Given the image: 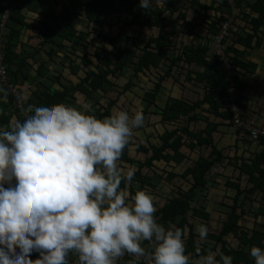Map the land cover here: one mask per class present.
Returning a JSON list of instances; mask_svg holds the SVG:
<instances>
[{"label":"trees","instance_id":"16d2710c","mask_svg":"<svg viewBox=\"0 0 264 264\" xmlns=\"http://www.w3.org/2000/svg\"><path fill=\"white\" fill-rule=\"evenodd\" d=\"M13 6L10 12L6 27L1 29L0 19V51L3 54V65L7 70L8 81L21 87V84L29 80V75L25 67L29 64L27 61L28 53L24 50H18V45L23 43L22 37L27 29L36 28L37 25L26 19L23 13L24 3L26 0H8ZM49 12L43 17L42 26L39 34L45 41H53V36L58 32L63 39H68L69 30L67 26L61 25L59 20H66L73 27L75 23L85 20L87 31L76 32L75 42L79 46L87 49L90 44L96 40H101L103 46H97L92 52L94 58H89V53H84L82 64L92 66L85 69L84 75L79 80L70 85H65L63 90H56L52 87H46L38 92H33L25 97L24 107L29 104H39L41 102H64L70 104L69 96L74 93H82L86 98L99 90L104 94L111 91L114 86L117 87V79L120 72L128 64H134V74L145 72L144 70L153 71V69L166 66L163 73H159L158 81L155 83L152 91L145 93L144 98L148 107L155 106L157 95L161 90L162 82L173 74L175 66L179 67L183 62L185 65H199L203 70L189 69L185 73L186 78L202 82L204 85V97L195 101H188L184 98L168 97L164 107L158 108L161 114V120L174 125L172 128H166L159 135L160 144L150 141L145 143L142 140L133 142L125 147L120 158L121 166H135L136 172L132 182L122 187H127L130 193H134L137 188H143L147 192L154 193L157 190V184L153 182L154 174L159 172L162 180L172 182L177 177H181L190 184L189 188H178L176 192H170L171 196L165 198L164 203L154 201L156 208V219L159 223L176 224V227L182 229V237L187 233V243H189L190 261L200 253L206 254L209 250L231 255L232 264H255V258L251 257L248 251H245L247 244H254L264 248V229H253L249 236L239 224L244 209L240 201V196L252 194L256 189L263 191L264 198V151L258 152L251 162L242 161L238 166L241 172L249 175V181L253 183L250 188H242L238 179L228 178L227 187L236 189L233 196V203L228 205L230 211L228 218L223 222V227L219 233L208 232L207 238L214 240V245L208 248H202V252H197V234L192 222H188V212L191 211L194 218L208 220L210 212L205 206H193L192 202L197 194V190L207 185V173L219 161H222L223 151L217 147L213 132L217 124L209 121L210 117L203 115V112H209L216 116L232 122V112L228 107L221 111V104L229 99V87L226 80L224 62L221 57L217 56L213 50V44L217 32L222 28L225 22H229L227 35L223 40V50L226 58L232 66L235 75L236 85L239 87L240 81L235 73V65L247 68L249 71L255 68L256 63L249 61L241 62L238 57L232 56V52L240 51L235 47L241 43L246 47L253 46L252 43L260 44L262 32H264V0H234L233 4L229 0H212L208 4L205 0H152L148 9L140 7V0H78L73 6L62 3L61 0H48ZM61 7V12L57 9ZM193 8L195 14L191 20L188 19L189 12ZM4 7L0 6V18ZM212 10V11H210ZM117 15L119 27L112 30L114 25L109 18ZM51 22L48 23V19ZM97 20H102L100 25L95 24ZM183 24L185 27L177 28L175 22ZM105 24L109 25L108 31L104 30ZM56 26V27H55ZM250 26V31L246 35L241 34L239 29L246 30ZM55 27V28H54ZM58 29V31H57ZM130 31H127L129 30ZM144 29H154L153 34L144 36ZM181 32H189L196 40L191 44L175 47L178 55L169 57V52L173 45V38H177ZM89 33L94 37L88 39ZM141 34V35H140ZM142 36V37H141ZM91 38V37H90ZM140 40L143 43H140ZM92 41V42H91ZM100 50H103L101 52ZM242 52V51H240ZM243 54L246 52L243 51ZM136 57L139 59L136 60ZM69 59V57L67 58ZM95 59V61H94ZM97 60V61H96ZM166 60L170 62L166 63ZM43 64L38 66L41 74ZM68 67L73 69L71 65ZM133 82L129 80L121 88L122 92L130 89ZM242 97L241 93L238 95ZM117 99H110L106 105L94 103L91 109L97 116L103 117L112 113L113 106ZM208 104L209 107H201ZM201 111L198 112L197 109ZM146 109V112H148ZM129 112L130 110L127 109ZM155 112V113H157ZM23 121L24 114L18 109L15 96L5 87L0 86V126L10 127L12 118ZM186 118V119H183ZM243 118L252 122L243 113ZM200 119H206L207 125L204 129H194L191 123ZM183 121V123L181 122ZM240 130V129H239ZM241 131V130H240ZM245 136L252 138L249 133L244 132ZM264 142V138H259ZM135 144L136 153L129 155V146ZM208 150V154L205 152ZM140 153H146V158L140 160ZM196 154L195 157L192 154ZM162 163L164 167L157 164ZM179 168V169H177ZM239 208L241 211L239 212ZM264 209L261 210L263 212ZM233 234L237 237L236 246H230L227 236ZM148 257L136 259L134 254L125 253L117 259V264H129L135 260V264H151V252L154 247L151 242L144 241ZM200 250V249H199ZM187 252V251H186ZM39 253L34 254V259ZM71 264V263H70Z\"/></svg>","mask_w":264,"mask_h":264},{"label":"clouds","instance_id":"9594fccd","mask_svg":"<svg viewBox=\"0 0 264 264\" xmlns=\"http://www.w3.org/2000/svg\"><path fill=\"white\" fill-rule=\"evenodd\" d=\"M22 112L23 121L0 126V264H70V254L77 264H117L126 252L143 256L144 241L155 245L151 264H232L212 250L190 261L182 229L157 221L153 195L121 186L136 172L119 161L145 124L142 109L100 117L90 105L45 101ZM196 230L207 238V225ZM250 253L264 264V248Z\"/></svg>","mask_w":264,"mask_h":264},{"label":"crops","instance_id":"0c3cea01","mask_svg":"<svg viewBox=\"0 0 264 264\" xmlns=\"http://www.w3.org/2000/svg\"><path fill=\"white\" fill-rule=\"evenodd\" d=\"M62 3L64 2L65 4L71 5L73 6L74 3H77L78 0H70V3H67L64 0H61ZM208 4L211 3L212 0H205ZM61 7L57 9V12H61ZM194 16L195 14V10L193 8H191L190 10ZM212 11V10H210ZM30 12L32 14H30ZM49 12V6H48V0H26V2L24 3V9H23V13L26 15V19L30 22H33L34 24L37 25L36 28H32V29H27L24 32V37H22V41L23 43L18 45V50L22 49L25 51V53H28V57H27V61H28V65L25 67V71L28 73L29 80L24 82L23 84H21V87L26 86L28 87V95L27 97H29V95H31L34 91L38 92L44 88H46L47 86L52 87L56 90H63L65 88V85H70V83H75L76 81L72 78L73 75L77 74V69L75 68V66H73L74 64H76L78 62L77 57H73L71 56L72 59V66L73 69L71 70L70 67H68L64 61H58V59H63V57H61L60 53H59V49H64L63 47L66 46V42H73V47L74 50H80L82 49L83 53L81 55H79V57L82 60V57L84 55V53H89V58H94L92 56V52L95 51V49L92 50H88V48L90 46H94L95 42L92 44H90V46L84 50V48L80 47L77 42H75L76 39V32H79L83 29H87L86 26V22L84 19H82L81 21H78L77 23H75V25L73 27H71L68 22L66 20H59L61 25H65L67 26V29L69 30V36L68 39H63L60 33H56L53 36V41H45L43 40V36H40L39 31H40V26H42V22L43 17L46 13ZM190 14V12H189ZM30 18H33L32 20ZM189 20H191L188 17ZM48 23L51 22V18L48 19L47 21ZM177 20L175 22V24L177 25V28L180 27H185L184 25H179L177 24ZM83 23V24H82ZM82 24L83 28L79 29L78 26H80ZM56 27V26H55ZM54 27V28H55ZM247 29H239V32L241 34H245L246 35V31H250V26L246 27ZM88 30V29H87ZM58 31V29H57ZM152 32H154V29L151 30ZM261 34V38H260V44H255L256 42L253 41L252 45L250 47H246L245 45L241 44V43H237L235 45L236 48H238L240 51H245L246 53L243 54L242 52L238 51L233 53L232 52V56H236L238 57L241 62L247 63L249 61H252L254 63H256L255 68L249 71V69L247 68H243L240 67L239 65H235V73L238 76V80L240 81L239 83V87L238 89V95H242L241 98H239V103L241 105V107L243 108V113L246 116V118H248L249 120H251L253 123L257 124V125H263L264 126V32L260 33ZM91 36V38H90ZM94 38L90 33L88 36V39H92ZM174 41L171 42V45H173L174 47H172L173 49L171 50V53L169 52V57H173L175 55H178V50L175 47H180L181 45H186V44H191V42H195L196 40H194L195 38L189 34V32H181V34L177 37V38H173ZM37 40L38 41V45L37 44ZM92 42V41H91ZM97 46H95L96 48ZM176 52V53H175ZM225 53V52H224ZM64 54H67L64 53ZM64 56V55H63ZM75 56H77V54H75ZM69 57V56H68ZM78 57V58H79ZM67 58V56H66ZM65 58V59H66ZM139 57H136V60H138ZM95 61V59H94ZM97 61V60H96ZM170 62L169 60H166V63ZM62 64V69H59V71L57 73L56 69L54 68V66L56 64ZM43 64V71L44 73L41 74L39 72L38 66ZM92 67V66H90ZM127 67H134L133 63L128 64L126 67H124V69L120 72L119 75L122 76L123 71L125 69H127ZM164 69H166L165 65H162L161 68L158 69H153V71L150 70H144L145 72H139L137 75L134 74V68H133V72L130 75V77L127 79L126 83L129 80H132L133 84L131 86L130 89L126 90L127 91H132L133 90V86H135V82L133 80V78H140L141 75H155L156 76V80H154V84L151 88L149 89H144L143 90V94H142V99L146 104V107H148V103L146 102L144 95L146 92L148 91H152V89L154 88L155 83L159 80V73H163ZM189 69H194V70H203L202 66L199 65H195V64H191V65H185L183 64V62L180 64L179 67L175 66L174 70H173V74L174 75H170L168 76V78L166 80H164L162 82V86H161V90L157 95V101H156V105L152 106V113L155 114V112L159 111L158 108H162L164 107V103L162 104L161 102V97H163L162 95H160V93L164 90H166L167 92L165 93L164 96V100L165 103L168 100V97H176V98H184L190 102L195 101L197 99H201L204 97V84L202 82L199 83H195L194 79L193 80H189L186 78L185 73L187 72V70ZM54 71V72H53ZM85 73V71H84ZM125 84H123L122 86L118 85L117 87L114 86V88L109 91L107 94H104L103 92L97 90L95 91L92 96H90L89 98H86L84 94L82 93H74L72 96L68 97V100H70V104L77 106L78 108H83L82 105L80 103H83L84 105H92V104H96L98 103V107L100 104L102 105H106L110 99H117V103L113 106L112 112L117 109V108H122V109H129L130 112L132 111V107H129V105L127 103H125L122 98H123V94H125L126 92H122L119 95L120 89L117 90L116 88H123ZM166 87V89H165ZM40 88V90H39ZM112 93H116L117 96L114 97ZM98 94H101L103 97V101H101V99L97 102L94 100H97ZM34 94L31 95V98H33ZM94 97H96L94 99ZM125 99V97H124ZM127 99V98H126ZM121 101V104H118V101ZM80 102V103H79ZM87 103V104H86ZM97 105V104H96ZM162 105V106H161ZM158 107V108H157ZM201 107H205V109H207L209 107L208 104H204ZM225 107H228V103L227 101H224L221 104V111L224 110ZM198 112L201 111L200 108L197 109ZM156 115L160 116V124L162 129L158 128V131H156V136L153 138H150V142L155 143V144H160L161 140L159 138V135L163 133V131H165L166 128H172L174 127V125L170 124V123H166L163 122L161 120V114L160 112H157ZM203 115H205L207 118L210 117L209 121L213 124H217V128L216 130L213 132V136L215 139V142L217 144V147L219 149H222L223 151V155L222 161H219L215 164V166L207 173V185L203 188H200L198 190H203L204 188H206L208 186V184L210 183V179L209 176L210 174L213 172L212 170L218 165L221 164L223 166H226V169H223V172L225 171V173H227L228 175L224 176L225 177V181L224 186L225 189H227V191L232 195L229 196L228 198H230V201H225L224 205H226L227 207H229L228 205H231L233 203V196L236 194V189H234L233 187H227L226 186V181L228 180V178H231L233 180L238 179L240 181L241 187L242 188H250L253 186V183H251L249 181V175L241 172L240 168L238 166L242 165V161H248L251 162V159L258 153V152H262L264 151V142L261 141L260 139H254V138H250L248 137V135L245 136L244 131H240L239 129H237L232 122H229V120L223 118L222 116H216L215 114H210L209 112H203ZM151 118V117H150ZM186 119V118H183ZM17 120V118L15 116H13L12 118V123H15V121ZM183 121L185 120H181V122L183 123ZM207 125L206 119H200L197 120L195 122L191 123V127L194 129H204ZM144 132V131H143ZM145 133V132H144ZM134 136V135H133ZM133 139V138H131ZM197 153L192 154L193 157L196 156ZM139 155V154H138ZM143 155H145L144 159L146 158V153H143ZM144 159H140V160H144ZM160 167H164L162 163H158L157 164ZM123 167V166H122ZM230 167V169H229ZM179 169V168H177ZM160 172V170H158ZM159 172H157V174H154L153 176V182L156 183V179H161V177L159 176ZM221 174V173H220ZM162 180V179H161ZM165 181V180H163ZM186 181V180H184ZM167 182V181H165ZM173 182V181H172ZM170 183V182H167ZM157 184V183H156ZM158 186V185H157ZM190 186V185H189ZM186 187L187 188H189ZM213 187H215V185H212ZM180 188V187H178ZM177 189L173 190L174 192H176ZM184 189V188H183ZM162 191V190H161ZM161 191H159V193H161ZM171 191V192H173ZM170 193V192H169ZM168 193V194H169ZM156 200H158V197L155 196ZM165 198H163L162 194H161V198L159 197V201L164 203ZM158 201V202H159ZM244 201V203L242 204V209H244V213L242 212L243 216L242 218H240L239 220V224H241L242 221L248 219L249 220V225H248V229L247 228H243L246 231H249V236L252 235L253 233V229L255 228L256 230L259 229H264V211L261 212L262 209H264V198H263V191L261 190H255L252 194H248V196L245 197V195H241L240 196V201L242 202ZM241 211V208H239V212ZM227 218H228V214H227ZM226 218V220H227ZM238 240V239H237ZM239 242V241H238ZM252 246H255L254 244H247V246L245 247V251H248L250 253V249ZM251 255V253H250ZM252 257V256H251ZM70 263L71 264H77V257L75 254H70Z\"/></svg>","mask_w":264,"mask_h":264},{"label":"rangeland","instance_id":"374dc122","mask_svg":"<svg viewBox=\"0 0 264 264\" xmlns=\"http://www.w3.org/2000/svg\"><path fill=\"white\" fill-rule=\"evenodd\" d=\"M67 3H70V0H64ZM85 0H82V2H84ZM30 14H32L30 12ZM188 17L191 19L193 18V14L190 11V14L188 15ZM31 20L33 18H30ZM109 20L114 24L111 28L112 30H115L116 28H120L119 27V22L117 19V15H113L109 18ZM102 22V20H97L95 22V24L100 25ZM83 24V23H82ZM82 24L79 27V29L83 28ZM177 24H181L179 23V21L177 22ZM183 25V24H181ZM109 28L108 24H105L104 26V30L108 31L107 29ZM83 31H87V29H83ZM127 31H130L127 30ZM150 34H153L152 31L150 29H144V36H148ZM141 35V34H140ZM91 37V36H90ZM142 37V36H141ZM38 41L37 40V44L38 45ZM140 43L142 44L143 41L140 40ZM95 46H103V42L101 40H96L95 41V45L94 46H90L88 48V50H92L95 49ZM64 49H59V53L61 55V57H63V59H58V61H64L67 66L71 65L72 66V59L71 56H73L74 58L77 57L78 62L76 64H74L73 66H75V68L77 69V74L73 75L72 78L75 81L79 80V77L84 75V71L85 69H87L88 67H90L89 65L84 66L82 64L81 58L79 57V55H81L83 52L82 49H80L79 51L74 50L73 47V42H66V46L63 47ZM173 48H171L172 50ZM170 50V53L172 55V52ZM101 52H103V50H100ZM67 54H64L66 53ZM176 53V52H175ZM75 54H77V56H75ZM64 55V56H63ZM68 58L69 56V59ZM79 57V58H78ZM66 58V59H65ZM72 66V67H73ZM54 68L56 69L57 73L59 71V69H62V64H56L54 66ZM133 72V68L132 67H127V69H125L123 71L122 76L120 75L119 78L117 79V84L122 86L123 84L126 83L127 79L130 77V75ZM134 82L136 83L135 86H133V90L132 91H127L125 94H123V98L122 100L127 103L129 105V107H132V111L134 112L136 109H142L143 113L145 115V124L137 129L134 130V136H132L133 138V142H137L138 140H142L145 143H147L150 138L157 137L156 135V131H158V128L162 129L161 124H160V116L153 114L152 111V106L149 107L147 109L145 102L142 99V94H143V90L144 89H149L153 86L154 84V80H156V76L153 75H141L140 78H133ZM23 93H24V97H27L28 95V87L23 86ZM117 90H121V88H116ZM166 89V87H165ZM167 91L164 90L160 93V95H162L163 97H161V103L165 104V100L163 99L165 96V93ZM114 97L117 96L116 93H112ZM103 96L101 94H98L97 100L94 101H99L101 99V101H103L104 99L102 98ZM125 97V99H124ZM96 97H94L95 99ZM127 98V99H126ZM80 103V102H79ZM122 102L119 100L118 104H121ZM82 105V107L84 106L83 103H80ZM87 104V103H86ZM162 106V105H161ZM146 109L148 112H146ZM243 110V108H242ZM151 117V118H150ZM145 133H144V132ZM148 144V143H147ZM129 150L130 152L128 153L129 155L133 156L134 153H136L135 150V144H132L129 146ZM208 150L205 152V154H208ZM145 155H143V153L139 154V158L140 159H144ZM122 167V166H121ZM226 166H223L222 163L218 164L212 171V173L209 176L210 179V183L208 184V186L206 188H204L203 190H197V194L195 196V198L193 199L192 205L193 206H205L207 211L210 212V218L208 220H204L201 218H194L192 216V212L189 211L188 212V222H192L193 226H194V230L197 234L196 238H197V245L198 248L200 249V252H202V248H208L210 246L214 245V240L210 239V238H205L203 240H201L199 238V233L197 232V225L199 224H205L208 226L209 228V232H213V233H219L223 227V222L226 220L227 218V214L229 213V211L231 210L230 207H227L226 205H224L225 201H230V198H228L229 196H232L227 189H225L224 186V181H225V175L227 176L228 174L225 173V171L223 172V169H226ZM123 168L127 169V167L123 166ZM230 169V167H229ZM221 173V174H220ZM156 183L158 185L157 190L155 191V195L158 197V200H154L155 202L159 201V197L161 198V194L163 196V198H166L168 193L177 189L178 187L180 188H184L186 189V187H188L190 184H188L186 181H184V179H182L181 177H177L175 178V180L173 182L167 183L161 179H156ZM212 185H215V187H213ZM162 190V191H161ZM159 191H161V193H159ZM151 193V192H149ZM154 196V193H151ZM229 195V196H228ZM168 196H171V194H169ZM165 200V199H164ZM160 203V202H159ZM162 203V202H161ZM158 207V205L156 206V208ZM165 227H169L167 224H164ZM176 224H171V227H176ZM241 227L243 228H247L248 229V225H249V220L246 219L244 221L241 222ZM185 240V247H186V254L189 256V258L191 257L190 252H188L190 246L189 243H187V233L185 234L184 238ZM227 239L229 241L230 246H236L238 243L237 237L233 236V234H229L227 236ZM153 245V247L155 246L153 243H151ZM143 247H145V249L147 248L146 245L144 244ZM149 254H147V252H145V254L143 256H141L139 259H143L144 257H148Z\"/></svg>","mask_w":264,"mask_h":264},{"label":"built area","instance_id":"2783aa9c","mask_svg":"<svg viewBox=\"0 0 264 264\" xmlns=\"http://www.w3.org/2000/svg\"><path fill=\"white\" fill-rule=\"evenodd\" d=\"M232 4L234 0H229ZM0 6L4 7L5 10L1 14V29L3 30L5 24L8 21L10 12L12 11L13 6L10 4L8 0H0ZM229 28V22H225L222 28L217 32L215 36V41L213 44L214 53L221 57V60L224 62V68L226 72V80L228 82L229 87V99L228 104L230 110L232 112V124L237 128L244 132L250 134V136L254 139L264 138V126L257 125L253 122L247 121L243 118L242 107L239 103L238 97V87L236 85L235 75L232 71V66L226 58V55L223 50V40L225 35H227V30ZM1 41V36H0ZM8 74L3 65V54L0 51V86L5 87L9 92H11L15 96V101L18 106V109L22 110L24 107V93L23 88L19 87L10 81H8ZM34 253L31 254V258L34 259Z\"/></svg>","mask_w":264,"mask_h":264}]
</instances>
